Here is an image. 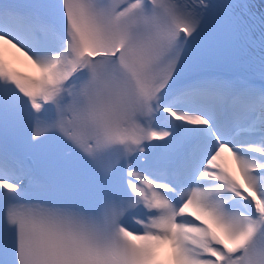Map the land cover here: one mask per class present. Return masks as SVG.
<instances>
[{
  "label": "snow or ice",
  "instance_id": "1",
  "mask_svg": "<svg viewBox=\"0 0 264 264\" xmlns=\"http://www.w3.org/2000/svg\"><path fill=\"white\" fill-rule=\"evenodd\" d=\"M0 264H264V0H0Z\"/></svg>",
  "mask_w": 264,
  "mask_h": 264
},
{
  "label": "bare ground",
  "instance_id": "2",
  "mask_svg": "<svg viewBox=\"0 0 264 264\" xmlns=\"http://www.w3.org/2000/svg\"><path fill=\"white\" fill-rule=\"evenodd\" d=\"M17 66L20 67L21 70H23V71H28V70H29V69H27V68L25 67L24 64H18Z\"/></svg>",
  "mask_w": 264,
  "mask_h": 264
}]
</instances>
